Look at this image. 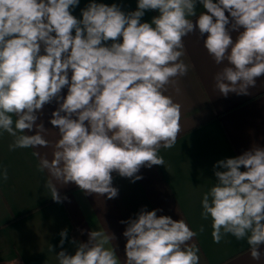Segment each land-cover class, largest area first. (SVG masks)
I'll list each match as a JSON object with an SVG mask.
<instances>
[{"label": "clouds", "instance_id": "clouds-1", "mask_svg": "<svg viewBox=\"0 0 264 264\" xmlns=\"http://www.w3.org/2000/svg\"><path fill=\"white\" fill-rule=\"evenodd\" d=\"M199 3L206 12L197 17V0H138L137 10L127 14L93 0L78 19L71 9L79 0H0V133L14 138L9 150L47 147L37 114L58 102L50 123L60 139L53 158H42L38 166L49 174L44 186L55 202H62L57 184L74 183L87 194L113 199V172L135 182L142 166L164 165L159 151L175 145L181 117V105L165 93L188 72L181 57L190 33L207 34L208 54L225 65L214 78L225 97L247 95L264 76V0ZM146 10L159 15L141 22ZM34 128L35 134H26ZM214 170L216 183L201 201L213 241L228 234L246 239L258 260L264 245V148L220 160ZM0 175L7 180V169ZM158 211L141 209L121 221L127 224L124 264H200L199 248L188 243L197 232ZM60 236L62 246L67 231ZM88 237L74 255L60 251L59 264H121L113 234L94 230Z\"/></svg>", "mask_w": 264, "mask_h": 264}, {"label": "crops", "instance_id": "crops-1", "mask_svg": "<svg viewBox=\"0 0 264 264\" xmlns=\"http://www.w3.org/2000/svg\"><path fill=\"white\" fill-rule=\"evenodd\" d=\"M91 2L79 0L72 14L82 19V10ZM94 2L116 4L126 14L137 10L138 4V0ZM196 11L197 17L206 12L199 0ZM158 15V10H146L141 22L150 23ZM197 17L192 18L194 22ZM228 27L231 31V18ZM231 35L235 40L238 32L231 31ZM206 36L201 37L197 29L184 38L185 54L181 59L188 65V72L167 86L165 94L181 105V117L175 145L159 151L164 165L142 166L137 173L142 178L135 182L113 172L112 185L118 189L113 199L87 194L69 183L57 184L62 200L57 203L44 186L50 177L38 166L42 158H53L60 139L58 129L50 123L52 112L59 106L57 101L44 105L37 114V124L45 128L41 134L48 141L47 147L9 150L14 138L0 133V173L5 168L8 172L7 180L0 175V264H59L60 251L74 255L77 245L87 243L88 233L94 230L114 235L113 247L124 264L127 238L123 232L127 224L121 221L136 218L141 209H160L157 216L185 220L197 232L188 243L199 248L200 264H264V245L257 260L252 258L246 239L237 240L228 234L215 243L211 218L204 220L201 216L202 197L216 183L214 171L219 169L214 170V165L253 147L264 148V76L247 95L220 94L214 78L225 65H217L208 54L203 41ZM66 95L67 87L61 91L62 97ZM36 131L26 130V134ZM201 225L203 232L199 231ZM64 230L67 238L61 246L60 233Z\"/></svg>", "mask_w": 264, "mask_h": 264}]
</instances>
